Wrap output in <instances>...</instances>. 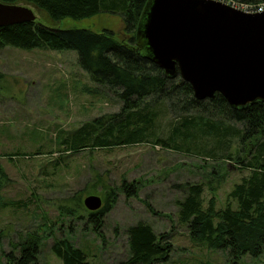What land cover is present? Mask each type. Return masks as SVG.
Wrapping results in <instances>:
<instances>
[{"label":"rangeland","instance_id":"rangeland-1","mask_svg":"<svg viewBox=\"0 0 264 264\" xmlns=\"http://www.w3.org/2000/svg\"><path fill=\"white\" fill-rule=\"evenodd\" d=\"M19 4L32 8L35 20L53 28L110 30L118 36L123 31L118 13L52 21L31 4ZM119 108L116 95L94 83L79 65L75 50L0 48V162L6 174L0 183V264H6L3 252L12 249L19 234L43 227L44 222L55 235L42 241L34 264H62L50 250L53 237L61 234L84 249L93 264H124L126 228L137 221L169 235L172 252L156 264H233L225 252L189 238L177 221L176 201L184 196L180 185L201 183L204 205L213 196L217 208L222 207L233 184L248 174L235 162L239 142L232 141L225 152L232 151L233 160L223 157L221 150L207 156L152 143L74 154L60 151L61 136ZM175 118V112L163 107L160 137L172 132ZM122 180L137 181L136 196L118 190ZM110 187L116 200L95 233L82 202L87 195H96L103 204ZM69 209L71 213H66ZM235 264H264V249L259 257L246 255Z\"/></svg>","mask_w":264,"mask_h":264},{"label":"trees","instance_id":"trees-1","mask_svg":"<svg viewBox=\"0 0 264 264\" xmlns=\"http://www.w3.org/2000/svg\"><path fill=\"white\" fill-rule=\"evenodd\" d=\"M146 1L0 0L31 4L52 21L65 17L82 19L107 12L118 13L123 23L119 36L110 30L53 28L37 20L4 25L0 26V48L75 50L79 65L92 81L119 99L118 111L87 120L61 136L57 144L63 153L152 143L207 156H215L221 150L223 157L233 160L232 151L225 152L232 141L239 142L241 148L235 151V162L240 164L239 168H246L248 174L233 184L225 204L217 208L212 196L204 205L203 185L185 182L180 185L184 196L176 201L177 221L186 227L193 242L225 252L233 264L246 255L257 258L264 249V101L233 107L220 93L198 100L189 83L178 74L167 76L136 41V29ZM163 107L178 116L171 125L172 132L164 138L159 136ZM201 146H204L202 150ZM5 178L0 162V183ZM138 185L137 181L122 180L117 188L132 197L137 195ZM115 200L116 192L110 187L99 209L86 210L82 202V210L87 212L95 233L102 227L103 218ZM53 235V229L46 222L43 227L38 225L34 231L19 234L18 240L11 243L12 249L3 252L6 264H34L42 241ZM126 235L128 255L124 264L164 262L172 252L169 235L156 233L147 222L129 225ZM50 250L62 264H93L88 253L64 234L53 237Z\"/></svg>","mask_w":264,"mask_h":264},{"label":"water","instance_id":"water-1","mask_svg":"<svg viewBox=\"0 0 264 264\" xmlns=\"http://www.w3.org/2000/svg\"><path fill=\"white\" fill-rule=\"evenodd\" d=\"M34 20L32 8L0 2V26ZM136 41L167 76L189 83L198 100L220 93L233 107L264 101V11L218 0H147ZM83 204L94 211L102 200L87 195Z\"/></svg>","mask_w":264,"mask_h":264},{"label":"built area","instance_id":"built-area-1","mask_svg":"<svg viewBox=\"0 0 264 264\" xmlns=\"http://www.w3.org/2000/svg\"><path fill=\"white\" fill-rule=\"evenodd\" d=\"M218 1H222L232 7H235L237 9L249 13L264 11V1L259 3H242L236 0H218Z\"/></svg>","mask_w":264,"mask_h":264}]
</instances>
